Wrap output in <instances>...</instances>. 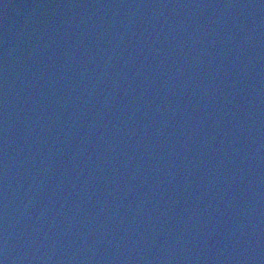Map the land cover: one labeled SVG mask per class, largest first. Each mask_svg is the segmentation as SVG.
<instances>
[{
    "label": "water",
    "instance_id": "1",
    "mask_svg": "<svg viewBox=\"0 0 264 264\" xmlns=\"http://www.w3.org/2000/svg\"><path fill=\"white\" fill-rule=\"evenodd\" d=\"M0 264H264V0H0Z\"/></svg>",
    "mask_w": 264,
    "mask_h": 264
}]
</instances>
